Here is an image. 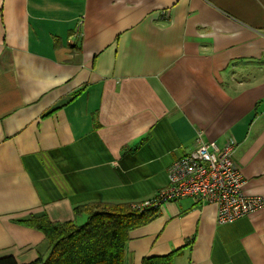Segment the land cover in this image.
Here are the masks:
<instances>
[{"label": "crops", "instance_id": "0c3cea01", "mask_svg": "<svg viewBox=\"0 0 264 264\" xmlns=\"http://www.w3.org/2000/svg\"><path fill=\"white\" fill-rule=\"evenodd\" d=\"M199 132L234 138L244 191L264 196V0H0V257L46 249L29 215L155 197ZM159 211L125 264L178 248L174 264H264V207Z\"/></svg>", "mask_w": 264, "mask_h": 264}, {"label": "trees", "instance_id": "16d2710c", "mask_svg": "<svg viewBox=\"0 0 264 264\" xmlns=\"http://www.w3.org/2000/svg\"><path fill=\"white\" fill-rule=\"evenodd\" d=\"M74 212L76 216L86 215V221H53L46 213L19 219L44 233L46 249L28 263L7 255L0 257V264H125L131 230L151 222L160 213L159 208L138 210L131 203L109 201L88 202L76 206ZM181 250L147 257L142 264H174Z\"/></svg>", "mask_w": 264, "mask_h": 264}, {"label": "built area", "instance_id": "2783aa9c", "mask_svg": "<svg viewBox=\"0 0 264 264\" xmlns=\"http://www.w3.org/2000/svg\"><path fill=\"white\" fill-rule=\"evenodd\" d=\"M237 142L229 138L223 145L204 140L199 132L195 147L169 168L168 185L151 199L132 206L138 210L159 208L164 202L192 198L217 206L219 223H230L264 207V196L247 194L241 166L234 153Z\"/></svg>", "mask_w": 264, "mask_h": 264}, {"label": "rangeland", "instance_id": "374dc122", "mask_svg": "<svg viewBox=\"0 0 264 264\" xmlns=\"http://www.w3.org/2000/svg\"><path fill=\"white\" fill-rule=\"evenodd\" d=\"M134 203H131V205H133ZM75 213V212H74ZM75 221H77L78 224H82L86 221V217L85 215H82V216H78Z\"/></svg>", "mask_w": 264, "mask_h": 264}]
</instances>
